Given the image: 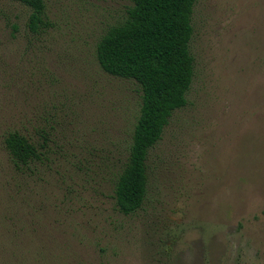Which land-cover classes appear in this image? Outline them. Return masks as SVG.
<instances>
[{
  "label": "rangeland",
  "instance_id": "374dc122",
  "mask_svg": "<svg viewBox=\"0 0 264 264\" xmlns=\"http://www.w3.org/2000/svg\"><path fill=\"white\" fill-rule=\"evenodd\" d=\"M46 5L47 26L33 33L31 9L0 0V212H46L23 264H264V0H196L188 105L151 150L148 193L131 216L116 207L114 181L141 99L96 50L132 2ZM46 119L53 164L40 170L51 184L30 181L29 205L13 193L3 140L18 128L38 142Z\"/></svg>",
  "mask_w": 264,
  "mask_h": 264
},
{
  "label": "trees",
  "instance_id": "16d2710c",
  "mask_svg": "<svg viewBox=\"0 0 264 264\" xmlns=\"http://www.w3.org/2000/svg\"><path fill=\"white\" fill-rule=\"evenodd\" d=\"M13 1L31 9L29 28L33 33L47 26L46 0ZM130 1L127 17L108 29L96 50L100 68L110 76L134 83L141 99L125 161L115 173V204L124 216L134 215L142 208L149 187L150 152L162 140L174 113L188 105L187 95L195 77L190 43L196 0ZM41 124L38 142L28 130L18 128L5 134L3 140V152L11 169L8 173L17 180L13 193L17 196L23 193L27 204L31 196L25 195L33 193L30 181L41 175L45 187L51 184L40 168L45 172L52 170L49 155L55 128L47 119L46 124ZM13 201L20 207V202ZM45 217L46 212H0V232H7L6 238L0 237V244L5 245L0 256L22 264L30 260L27 248L39 241L35 227L45 225ZM58 226L66 229L65 220ZM70 235L76 238V232Z\"/></svg>",
  "mask_w": 264,
  "mask_h": 264
}]
</instances>
